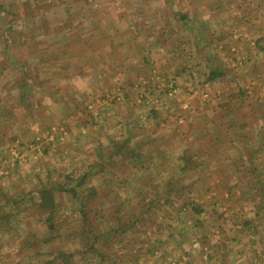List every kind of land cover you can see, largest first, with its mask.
Masks as SVG:
<instances>
[{"label": "rangeland", "instance_id": "obj_1", "mask_svg": "<svg viewBox=\"0 0 264 264\" xmlns=\"http://www.w3.org/2000/svg\"><path fill=\"white\" fill-rule=\"evenodd\" d=\"M209 1L188 13L180 0L155 11L152 0H0V264H119L115 254L138 264L142 252V264H202L203 245L218 247L219 264L240 246L264 264L254 247L264 248V98L232 82L206 98L191 83L203 70L194 54L215 48L210 19L194 11ZM179 22L199 39L189 63L174 62L186 79L168 87L144 42ZM84 78L92 95L73 91ZM117 78L138 86L121 103ZM44 189L58 202L55 229Z\"/></svg>", "mask_w": 264, "mask_h": 264}, {"label": "crops", "instance_id": "obj_2", "mask_svg": "<svg viewBox=\"0 0 264 264\" xmlns=\"http://www.w3.org/2000/svg\"><path fill=\"white\" fill-rule=\"evenodd\" d=\"M163 1L168 2L169 0H152L151 7H148V9L150 8L155 11L161 8H168V5L171 3L168 2L167 5H162ZM180 6L185 8V11L189 13V11H191L190 7H192L191 0H180ZM194 11L197 12V14L207 16L210 19L211 33L213 31L216 32L215 35L210 38L212 42H214L215 48H213V52L209 55L204 51H197L195 53L191 50V47H194L199 38L191 41L187 40L188 37L192 35V33H186L185 28L180 22L175 28L170 31L168 30V32L165 33L158 30H156L155 32H150V34L146 32V39L144 43H147V53L149 55H156V58L158 59V61L155 60L156 64L158 66L160 65V67L162 68L166 67V69H168V74L166 76L168 87H175L177 86L179 81L186 79V77H183L182 75L184 73L181 72L178 66L174 65V62L176 59H183L185 61L188 60L189 63V61L191 60V54L187 51V47L190 46V51H192V53H195V56L201 57L198 66L199 71L203 69L201 71V74L196 73L198 78L195 76L191 77L193 78L191 83L192 86L195 87H197L198 83L200 82L205 83V91L202 94L206 96V98H209V95L213 89H217L215 92V98L216 100H218V98L223 96V93L225 92L224 90L219 89L223 85H228V83L231 82L233 87L232 91L236 90V87H238L240 90H243L245 92L246 96L251 95L249 98H264V0H210L209 3H198L195 6ZM156 32H160V34L157 36L160 37L158 46H155L157 44L155 35ZM154 43L156 44L154 45ZM160 45L162 46L159 47ZM239 49L242 50V53H239ZM240 54H242V56H239ZM230 57H232L233 61H239L240 59L244 60L243 63H246V66L248 65V67H250L247 69L248 73L247 71H244L242 69L241 71L239 70V74H237L238 71L231 68L234 67L235 64H232V60H229ZM258 59V66L255 68L254 66L251 67V63L249 62L253 63L254 60ZM165 61H168V63H165ZM227 61H229V63H227ZM190 66L192 67V65ZM253 72L257 73L254 74ZM212 74H215L216 78L210 80V75ZM248 75L257 76V81L248 77ZM239 78L242 79V82L239 80ZM141 81L142 82H139L141 88L149 84L148 80L146 81V83L144 82V79H141ZM159 81L164 82V80ZM115 82L117 85L115 84V88H113V91L116 93V98L119 96L118 100L120 101V103L121 99L127 98L129 95H135L134 92L138 91L136 90L138 86H130L132 83H134V81L124 82L122 79L117 78ZM256 83L258 84V87L256 88L255 93V88L251 87ZM100 87H103V85ZM97 89L94 84L90 83V80L88 78H84L80 79V85L75 90L73 89V91L79 90L81 91V94L92 95V92L97 91ZM111 90L104 89V93L109 96ZM258 90L260 91V93L258 92ZM178 91L180 92V90ZM178 91L175 88V90H173V93L170 94L169 92L167 94L168 96H172L178 93ZM87 100L91 101L92 99L88 98ZM120 103H117V106ZM117 106L113 107V114L111 118H119L120 111L117 110ZM180 108L181 115L184 116V114L191 109V106H189L188 103H185ZM172 113H174L173 109ZM178 117L183 118L182 116ZM110 139L111 138H109V140ZM70 146L73 147L74 151L78 150V146H76V144L71 143ZM60 148L62 149H59L60 151L67 152L64 146H61ZM202 247H205L203 249L207 251V253L203 256L202 264H219L218 247L212 245L209 248L204 245ZM254 247L259 251V253L264 254V248L262 246L256 245ZM196 251L197 249L195 245L194 252ZM232 252L235 253H232V255L229 254L231 257V261L225 259V261L222 263L220 262V264H242V257L239 255V252L243 257H245L244 253L247 254L246 260L248 263L243 262V264H258L256 263L257 260H255L253 256L251 257L248 254V250L244 249L243 246L239 247V252H236L235 249ZM259 253H257V255ZM195 257L200 256L198 254H195ZM113 258L115 259V261L120 259L119 264L124 263L121 262V260H123L124 258L123 255L115 254ZM146 258L147 255L145 252H142V254L140 253V255H138V264H142V260L145 261ZM232 259L236 260L233 261ZM178 263L183 264L181 260ZM194 263L198 264L192 258L191 260H189V262L186 261L184 264ZM157 264H160V262H157ZM168 264H177V262H169ZM259 264H263V262L261 261L259 262Z\"/></svg>", "mask_w": 264, "mask_h": 264}, {"label": "trees", "instance_id": "obj_3", "mask_svg": "<svg viewBox=\"0 0 264 264\" xmlns=\"http://www.w3.org/2000/svg\"><path fill=\"white\" fill-rule=\"evenodd\" d=\"M216 76L215 74H212L210 75V80H213L215 79ZM72 193H74V197L76 196L77 198H82L84 199L85 196L82 194H77V191L72 189ZM44 200H45V203H48L46 204V206L50 207L49 210H46L47 207L46 206H43V220L45 223L48 224L49 228L50 229H55V225H56V221H54V216H55V212L54 210L52 209V205L54 204H58L57 202V199H56V195L54 194V191L53 190H49V189H44ZM85 202L83 200H80V205L82 206Z\"/></svg>", "mask_w": 264, "mask_h": 264}]
</instances>
